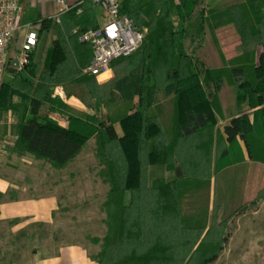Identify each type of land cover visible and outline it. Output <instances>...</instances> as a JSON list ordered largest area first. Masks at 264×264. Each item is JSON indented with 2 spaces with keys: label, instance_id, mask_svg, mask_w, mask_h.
I'll return each mask as SVG.
<instances>
[{
  "label": "trees",
  "instance_id": "1",
  "mask_svg": "<svg viewBox=\"0 0 264 264\" xmlns=\"http://www.w3.org/2000/svg\"><path fill=\"white\" fill-rule=\"evenodd\" d=\"M200 3L121 0L120 15L127 16L136 29L146 31L136 51L139 54L127 64L132 71L140 66L136 104L132 97L124 100L115 92L119 69L136 52L111 62L114 78L109 83L100 85L94 76L82 72L93 54L91 46L79 38L99 27L89 0L63 13L58 23L43 21L39 25L38 35L51 29L54 39L36 84L32 56L24 73L14 75L0 87V116L10 111L17 118L13 127L16 140L10 152L17 156L29 154L61 170L96 137L97 156L103 167L99 175L109 186L108 203L118 218V233L122 234L127 226L134 239L141 241V229L153 239L144 254L115 259L100 253L97 264H210L217 260L228 241L223 234L226 223L204 234L201 227L196 235L192 231L186 235L179 221L175 183L163 179L149 183L148 172L153 165L166 167L174 163L172 158H178L180 149L173 147L174 143L177 141L180 147L185 140V157L193 154L197 158L192 168L204 170L210 178L215 115L223 117L217 98L226 85L235 90L239 109L246 105L253 110V120L250 123L246 114L229 116L230 121L222 129L226 147L217 159H228L227 147L239 137L250 160L264 165V54L254 62L257 48L264 44V0H243L224 9L200 7ZM226 26H232L240 39L238 50L242 54L235 60L236 65L200 72L184 49V39ZM161 81L167 83L173 95L175 139L167 136L153 110L152 97L158 90L155 85ZM57 86L87 109L105 107L106 116L98 120L53 98ZM44 104L51 112L67 117L66 128L40 115ZM116 125L122 134H118ZM200 151L202 155L197 156ZM181 170L180 166L175 168L178 177H182ZM263 198L264 190L257 200ZM114 244L119 247L120 240Z\"/></svg>",
  "mask_w": 264,
  "mask_h": 264
},
{
  "label": "rangeland",
  "instance_id": "2",
  "mask_svg": "<svg viewBox=\"0 0 264 264\" xmlns=\"http://www.w3.org/2000/svg\"><path fill=\"white\" fill-rule=\"evenodd\" d=\"M242 2L243 0H201L200 7L207 4L211 9H224ZM46 42L47 35H43L36 53L38 64L42 58L41 49ZM238 46H240V39L232 26L217 29L214 33H210L206 29L202 35H194L192 39H184V49L193 63L197 64L200 72L225 70L236 65L235 60L242 54L238 50ZM258 48L255 53V64L259 57ZM138 54L139 50L123 63L124 69H119L118 77L115 78L119 81L115 92L121 94L124 100L132 97L133 104H136L134 102L137 97L135 89L141 71L139 65L138 67L136 65L133 71L128 70L130 67L127 64L134 60ZM111 73L112 78L109 80H106L107 77L102 79L95 77L96 82L100 85L109 83L114 78L112 67H110ZM83 74L85 73L83 72ZM9 78L10 76L7 77V80ZM37 78L38 76L34 78L35 84ZM155 86L158 90L152 97L153 110L158 114L164 126L166 120L169 119L170 125L173 127L172 91L163 81ZM231 91L236 96V92L231 86L226 85L220 92H224V97H228ZM52 97L60 99L63 103H65L64 100L71 98L66 96L60 86L53 89ZM242 106H244L240 111L242 115L247 110H252L245 109L246 105ZM86 114L100 120L106 116V109L103 106L98 109H88ZM40 115L57 118L62 114L51 112L48 105L44 104L41 107ZM217 117L215 116L216 125L212 133L210 178L206 177L204 170L200 172L196 167L195 169L192 168L194 162H197V158L193 154L191 157H185V140H183L180 147H178L177 141L174 143L173 147L180 148L178 149V158L177 156L172 158L174 163H168L166 167L153 165L149 168L148 182L163 179L168 183H175L178 191V211L180 213L181 210H185V214H189V221L185 220V223L179 217L181 226L186 229V235L187 231H192L196 235V231L201 227L204 228V234V231L215 229L222 222L226 223L227 227L223 234L228 236V241L223 250L218 252L217 260L210 264H264V198L257 200L258 195L264 190V178L262 181L260 173L258 175L255 173L253 184L249 185L245 173H242L239 168H233L244 160L236 143L227 147L228 159L224 158L223 160L221 156L220 159H217L226 147L223 137L219 133V128L216 127L217 121H219V117ZM15 119L17 121L15 115L10 111L0 116V135L5 136L4 146H9L11 142L9 140H13L12 125ZM116 130L118 134H122L119 125H116ZM175 138L176 135L173 139ZM203 140L206 141L207 136ZM240 140L243 141L241 138ZM202 153V151L197 152V156L202 155ZM248 159L250 160L249 157ZM177 162L182 169V177L178 178L174 169ZM185 166H188L186 171ZM258 166L264 170L263 164L259 163ZM102 168L97 156L96 137L91 138L72 163L58 170V173H54L50 167L45 166L44 170L49 178L53 177V173L56 178L59 177L63 209L61 226L68 239L65 242L71 239L82 245H89L90 248H93L95 257L100 253L106 258L115 259L144 254L152 246L153 239L141 229L139 231L141 241L136 240L127 226L122 234L118 233V218L108 203L109 191L107 187L109 188V186L99 175ZM41 186L40 190L42 191L47 187L52 189L51 183ZM118 239L120 240L119 247L114 244V241Z\"/></svg>",
  "mask_w": 264,
  "mask_h": 264
},
{
  "label": "crops",
  "instance_id": "3",
  "mask_svg": "<svg viewBox=\"0 0 264 264\" xmlns=\"http://www.w3.org/2000/svg\"><path fill=\"white\" fill-rule=\"evenodd\" d=\"M58 1H63L68 8H73L80 5L84 0H22V23L39 26L43 21L56 22L55 18L59 19L63 14L59 13L56 5ZM204 7L209 8L210 6L206 4ZM92 10L95 20L100 26L103 23L104 12L94 4H92ZM43 35H47V42L41 49L42 58L38 64L36 53ZM53 39L51 29L39 34L38 46L33 54L35 77L43 69L46 55ZM258 50L259 55L264 54V44ZM104 77H107L106 80L112 78L110 70L99 78L102 79ZM223 93L219 92V97L217 98L223 117L219 118L216 127L219 128L221 135H223V127L231 119L229 116L240 115V111L244 107L241 106L240 109L237 107L235 94L232 91L228 97H224ZM64 102L76 111L88 113V109L73 97L64 100ZM134 102H138L137 97ZM251 111L247 110L244 112L250 123L253 120V112ZM215 116L217 117V115ZM50 118L56 121L59 126L67 127L68 122L64 115ZM13 122L12 127L15 126L16 119ZM165 127L168 137H175V132L170 125L169 119L166 120ZM2 136L0 135V264H97L93 248H90L91 246L82 245L71 239L65 242L68 239L67 235L63 233L61 226L63 209L60 181L59 177L56 178L54 176V173H58V170H54L44 161L35 160L29 154L17 156L10 152L9 149L16 140L14 132L12 134L13 140H9L11 141L9 146H4L5 136ZM224 144L226 143L224 142ZM236 144L244 160L233 168H239L242 173H245L249 185L253 184L255 173L256 175L260 173L259 175L263 181V168L258 166L259 163L251 162L248 159L245 144L239 137L236 139ZM46 165L54 172L52 178H49L44 170ZM176 167H179L178 162L175 165ZM213 178L211 179L212 189ZM48 183L52 184V189L47 187L43 191L40 190L41 185ZM107 190L109 191L108 187ZM179 217L184 223L185 220L189 221V214L186 215L185 210L180 211Z\"/></svg>",
  "mask_w": 264,
  "mask_h": 264
},
{
  "label": "built area",
  "instance_id": "4",
  "mask_svg": "<svg viewBox=\"0 0 264 264\" xmlns=\"http://www.w3.org/2000/svg\"><path fill=\"white\" fill-rule=\"evenodd\" d=\"M104 12L103 23L80 36L91 46L92 61L83 72L100 77L110 70L112 61L131 56L140 47L145 31L136 29L132 21L120 15L121 0H89ZM59 13L70 8L63 1L56 3ZM22 0H0V87L30 64L39 42V26L22 23ZM58 18L55 21L58 22Z\"/></svg>",
  "mask_w": 264,
  "mask_h": 264
}]
</instances>
